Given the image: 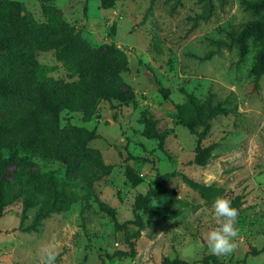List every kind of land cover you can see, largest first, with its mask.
I'll return each mask as SVG.
<instances>
[{
    "label": "rangeland",
    "instance_id": "obj_1",
    "mask_svg": "<svg viewBox=\"0 0 264 264\" xmlns=\"http://www.w3.org/2000/svg\"><path fill=\"white\" fill-rule=\"evenodd\" d=\"M0 4L15 12L0 17L11 43L2 77L29 93L41 77L84 91L116 63L118 85L135 94L123 103L87 89L89 112L39 129L44 147H21L30 131L0 139L14 180L0 204V264H40L49 243L55 264H264V36L243 34L264 19L262 0ZM38 103L0 94V127L9 108ZM217 197L238 210L227 256L205 239Z\"/></svg>",
    "mask_w": 264,
    "mask_h": 264
},
{
    "label": "trees",
    "instance_id": "obj_2",
    "mask_svg": "<svg viewBox=\"0 0 264 264\" xmlns=\"http://www.w3.org/2000/svg\"><path fill=\"white\" fill-rule=\"evenodd\" d=\"M262 2L264 3V0H262ZM7 9L8 8L0 4V17L5 19L15 15L14 11L11 12ZM261 21H264V19L247 23L243 34L256 32L264 36V28L261 25ZM10 44L11 43L5 37H0V60L5 57V52L9 49ZM33 64H36L35 61ZM106 65H112V67L116 69L114 73L109 71L108 74H111V79L105 82L101 80L94 88L91 82H85V84H83L84 91L77 83L63 85L51 79L41 77L36 87L29 93L28 87H24L22 84L16 82L18 80L10 77L4 78L0 75V94L11 97H25L27 99H30L34 95L36 100H39L38 105L35 106L22 104L20 107L13 106L9 108L6 115H10L11 119H9L10 121H7V118L2 120L5 121L6 126L0 127V139H2V137H8L7 135L10 133L22 134L30 131L31 136L24 141V144H21L24 150H28L32 148V146H46L47 142H44L45 138L39 129L42 130L48 125H51L50 122H52V120L58 122L61 113L65 110L82 109L85 112H89V107L86 103L88 102L87 98L89 96L86 95L87 89L94 93V99H104L107 101L118 100L123 103L133 102L135 100L133 91H123L121 89L122 87L118 85V83H120L118 75L120 72L119 66H117L116 63H106ZM95 78L99 79L98 75L95 76ZM24 79L29 80L26 77H24L23 80ZM79 131L83 133V135H86L85 143L92 139V133L87 132L85 129H79ZM35 132H38L39 135L35 134ZM55 132H57V135L60 133L59 129ZM196 162L201 166L206 164L205 159L200 160V157H197ZM13 182L14 180L7 181L4 171L0 169V204L3 203L5 194L10 190ZM120 254H122V256H127V253ZM162 264L189 263L183 260L165 259Z\"/></svg>",
    "mask_w": 264,
    "mask_h": 264
},
{
    "label": "clouds",
    "instance_id": "obj_3",
    "mask_svg": "<svg viewBox=\"0 0 264 264\" xmlns=\"http://www.w3.org/2000/svg\"><path fill=\"white\" fill-rule=\"evenodd\" d=\"M238 210L232 206L229 199L217 197L212 205V219L216 227L206 234L209 251L216 256H227L238 248ZM40 264H55L58 251L54 244H47L41 248Z\"/></svg>",
    "mask_w": 264,
    "mask_h": 264
}]
</instances>
